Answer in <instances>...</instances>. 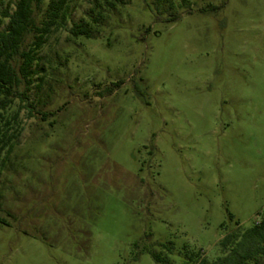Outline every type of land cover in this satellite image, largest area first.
I'll list each match as a JSON object with an SVG mask.
<instances>
[{
    "label": "rangeland",
    "instance_id": "1",
    "mask_svg": "<svg viewBox=\"0 0 264 264\" xmlns=\"http://www.w3.org/2000/svg\"><path fill=\"white\" fill-rule=\"evenodd\" d=\"M174 1L49 37L34 116L0 159V264H162L145 250L170 242L172 264L216 260L260 221L264 0ZM90 2L69 0L74 20Z\"/></svg>",
    "mask_w": 264,
    "mask_h": 264
},
{
    "label": "trees",
    "instance_id": "2",
    "mask_svg": "<svg viewBox=\"0 0 264 264\" xmlns=\"http://www.w3.org/2000/svg\"><path fill=\"white\" fill-rule=\"evenodd\" d=\"M129 1L91 0L84 16L77 21L73 19L69 0H16L0 10V22L6 21L0 28V159L9 158L23 132L21 112L27 111L30 118L34 116L39 101L31 100L30 93L36 89L38 95L42 91L47 70L39 66L42 59L40 52L51 34L66 30L69 39L97 37L107 26L111 14ZM157 1L167 9H174L177 4L174 0ZM179 6H185V0H181ZM216 9L208 5L202 11ZM157 14H161L160 11ZM178 18L179 15H176L171 20ZM69 23L71 26L67 28ZM15 107L17 109L9 115ZM43 116L46 117V114ZM3 166L0 164V171ZM259 217L260 221L252 227L245 230L239 228V231L228 233L220 241L221 257L209 260L201 258V252H185L184 263L264 264V212ZM237 226L240 223L237 222ZM159 246L160 252L145 251L157 263L172 264L169 255L173 243H160Z\"/></svg>",
    "mask_w": 264,
    "mask_h": 264
}]
</instances>
